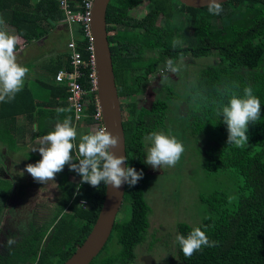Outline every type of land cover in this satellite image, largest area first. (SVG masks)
<instances>
[{"label":"trees","instance_id":"trees-1","mask_svg":"<svg viewBox=\"0 0 264 264\" xmlns=\"http://www.w3.org/2000/svg\"><path fill=\"white\" fill-rule=\"evenodd\" d=\"M7 1L0 0V19L27 42L45 36L63 18L56 0L37 2L34 7L39 12L27 6L19 10ZM142 1L109 0L105 28L121 115L124 109L129 114L121 122L126 164L142 170L144 175L134 186L125 184L119 208L122 218L114 220L106 242L88 264H136L141 254L138 248L142 246V254L149 253L157 240L146 234L153 187H149L152 184L144 163V138L154 131L172 134L169 100L175 102V116L185 120L195 142H202L196 152L199 172L207 182L213 180L215 184L198 192L196 213L187 211L189 217L177 216L174 227L176 236H187L193 228L200 227L217 245L203 247L186 258L176 240L175 258L182 264H264V0H226L221 3L223 11L219 15L209 13L208 6L193 8L177 0H148L144 14L135 20L129 12ZM158 15L163 17L161 24L156 23ZM69 33L64 36H73L81 60L87 61L88 39L83 26L74 23ZM174 39L182 42L176 48L172 46ZM181 56L191 60L184 58L180 74H169L178 78L163 79L167 59L179 60ZM206 58L208 62L202 63ZM70 67L65 48L51 65L43 64L46 76L25 82L14 100L0 101L1 144L15 151L20 148L15 134L21 136L27 128L28 138L34 140L54 130L57 120L73 118L72 111L57 113L58 108H69L65 101L67 85L54 82L57 70ZM80 72L78 82L86 90L88 67L81 66ZM152 76L159 84L154 99L148 106L136 104L133 98L141 81ZM236 85L241 94L244 87L251 86L261 102L260 119L249 123V140L242 149L227 144V125L217 114L220 104L228 100L224 89ZM84 96V112L89 116L80 121L92 125L94 94ZM124 98L127 99L123 101ZM20 118L27 127L22 125L18 130L16 121ZM73 125L76 127L78 122ZM78 142L77 136L74 143ZM72 156L77 159V148L72 150ZM68 174L76 176L77 181L67 179ZM57 180L58 203L48 208L46 223L25 226L20 233L1 228L0 234L3 231L5 236L0 239V264H61L82 242L100 208L104 184L96 188L81 183L75 171L61 172ZM12 191L10 182L0 177V215L13 209ZM167 200L166 197L164 201ZM10 237L15 243L9 247Z\"/></svg>","mask_w":264,"mask_h":264},{"label":"rangeland","instance_id":"rangeland-1","mask_svg":"<svg viewBox=\"0 0 264 264\" xmlns=\"http://www.w3.org/2000/svg\"><path fill=\"white\" fill-rule=\"evenodd\" d=\"M147 2L148 0H143L132 8L130 13L140 16L143 13V9H147ZM162 19L163 17L158 15L156 23L161 24ZM59 24H62V22ZM62 26L63 30H65L63 24ZM59 27V25L54 26L51 29L52 31L49 37H46V35L33 42L23 44L22 38L14 32L13 27L7 26L8 31L17 35L20 40L16 49L18 63L29 69L24 82L31 83L35 78L46 76L43 64L48 62L50 57L52 58L51 61H53L55 56L63 51L67 41L63 42L64 32H59ZM58 32L60 36L57 38ZM62 43H65V45L63 46ZM184 58L187 59L186 61L190 59L189 57ZM207 59L201 60L205 61L202 63L205 64L208 62L209 59ZM214 59L211 57L210 60ZM197 60L195 61L197 62ZM170 77L178 78L174 75H170ZM157 82L158 79L154 76L141 81V88L139 92L135 93L133 101L136 104L148 106L154 99V92L158 90L159 84ZM125 99L127 98H124L123 101ZM168 103V110L172 114L171 116L168 115L171 118L170 125H172L171 127L174 131H172V135L176 136L183 143L185 151L174 167L164 166L153 169L150 165L146 164V172L150 176V182L152 184H149V187H153L151 188L153 196L149 198L150 201L148 200L151 210L148 215L149 226L146 234L147 236L157 238V240L149 247V253L143 252L142 254V246L138 248L137 251L141 254L136 264H182L175 258L177 247L175 249L176 231L174 223L176 217L187 215V211L189 213H196L195 207H197L196 197L198 192L206 188L210 189L213 186L215 187L213 180L207 182L199 172L200 165L196 152L197 147H201L202 142H195V137L191 136L186 128L185 120L178 115L175 116V102L169 100ZM123 116H129L126 109L122 111V118ZM16 127L20 130V119L16 121ZM76 128H78V138L81 134L95 130V126L83 121L78 122ZM15 138L17 144L20 146V136L15 134ZM41 139L42 137L30 141L28 134H25V138L22 139L24 144L22 148L25 150L23 153H20L19 147H17V150L11 151L7 148L6 144L0 143V177L10 182L14 195V198L11 199L12 202L14 201L12 205L13 209L4 213V217L0 215V230H3L1 228L4 226L5 228L11 229V231L20 233V230L24 229L25 226L28 227L33 224L39 226L38 224L40 223H46L49 219V217L47 219L48 215H46L49 211L48 208L58 203L56 200L57 192L59 191L57 176L61 172L68 173L70 171L69 166L66 164L63 170L55 175L54 180L47 181L43 184L35 181L26 171L27 164H35L41 159L39 151L32 150L40 146ZM29 153L38 155L39 157L33 159L29 157ZM145 154L147 155L146 146ZM67 179L73 182L77 181V177L73 176V174H68ZM146 195L148 196V194ZM164 197H167L168 200L164 201ZM81 203L84 205L85 202L81 201ZM122 213L118 210L116 219L122 218ZM189 215L192 216V214ZM182 219L186 220L183 217ZM3 233L2 231L0 239L5 236H3ZM148 239L149 237L144 242V251H147L146 245Z\"/></svg>","mask_w":264,"mask_h":264},{"label":"clouds","instance_id":"clouds-1","mask_svg":"<svg viewBox=\"0 0 264 264\" xmlns=\"http://www.w3.org/2000/svg\"><path fill=\"white\" fill-rule=\"evenodd\" d=\"M207 6L209 13L213 15H219L223 11L219 0H207ZM19 43V37L10 33L4 20L0 19V101L14 100L16 94L22 90L25 76L29 72L26 66L17 61L16 49ZM181 43V40L174 39L172 46L176 48ZM184 66L183 56L179 60L167 59L162 72L163 79H168L169 74H180ZM223 94L228 100L227 103L220 104L217 114L222 116L223 122L227 125V144L242 149L249 140L247 135L249 123H256L260 119L261 102L253 94L251 86L244 87L242 94L238 91V85L226 87ZM70 111L69 108L57 109L58 114ZM77 135L71 116H66L62 121L57 120L54 130L42 137L39 147L32 149L38 150L42 158L35 164H27L26 171L35 181L43 184L54 180L55 175L67 164L70 171L80 175L81 183L99 188L103 182L105 186H111L115 190H119L125 183L130 187L134 186L143 178L142 170L137 171L134 167L127 166L128 158L116 154L114 150L119 147L120 138L106 127L81 134L78 145L74 143L77 141ZM144 139L147 149L144 163L153 169L174 167L185 151L183 143L171 132L154 131ZM74 148L78 149L76 160H73L72 156ZM176 240L186 258H191L203 247L217 245V242L210 240L200 227L193 228L187 236L178 234ZM14 243L15 240L11 237L7 239L9 247Z\"/></svg>","mask_w":264,"mask_h":264},{"label":"water","instance_id":"water-1","mask_svg":"<svg viewBox=\"0 0 264 264\" xmlns=\"http://www.w3.org/2000/svg\"><path fill=\"white\" fill-rule=\"evenodd\" d=\"M185 6L199 8L207 6V0H177ZM226 0H219L220 3ZM109 0H92L88 15V32L95 72V98L99 107L101 123L120 138L114 151L125 156L122 115L105 28V11ZM125 165H122V167ZM126 184V183H125ZM125 184L119 190L105 186L100 208L95 220L82 242L61 264H88L106 242L112 224L123 200Z\"/></svg>","mask_w":264,"mask_h":264},{"label":"built area","instance_id":"built-area-1","mask_svg":"<svg viewBox=\"0 0 264 264\" xmlns=\"http://www.w3.org/2000/svg\"><path fill=\"white\" fill-rule=\"evenodd\" d=\"M56 2L58 8L62 13L63 20L66 23L70 24L75 23L77 21L82 22L85 35L88 38V46L86 47V49L89 51V56L87 61L81 60L79 52L75 49V41L73 36L68 38L66 42V47L69 51V64L71 67L69 70H57L54 74V82L55 84L65 83L67 85V95L65 96V101L67 102L68 107L73 113V123L80 122L81 119L89 116L87 113L84 112L87 103V99L84 95L88 93L94 94L95 111L93 114H90V116L92 118V125L95 126L96 130L103 126L101 123L99 107L95 98V72L93 57L91 53V41L87 26L89 9L92 0H80L79 2L76 0H56ZM70 3L73 4L70 6ZM72 8H76V10H72ZM78 8H80L81 11ZM81 66L88 67L87 78L89 79V88L86 90L82 89L78 82V79L81 77Z\"/></svg>","mask_w":264,"mask_h":264},{"label":"crops","instance_id":"crops-1","mask_svg":"<svg viewBox=\"0 0 264 264\" xmlns=\"http://www.w3.org/2000/svg\"><path fill=\"white\" fill-rule=\"evenodd\" d=\"M40 0H8L6 3L7 4H9V6H13V7H15V8H17V9H19L20 10V8H22V7H24V6H27L28 7V9H32L34 12H39V10L38 9H36L34 6H35V4L37 3V2H39ZM27 4V5H26ZM26 7V8H27ZM49 21L50 22H52L50 19H49ZM62 22V24L64 25V29L65 30H63V26H62V24H59V23H61ZM60 21L59 22H57L56 24H54V26H60L59 27V29H60V31L59 32H61V31H63L64 33V35H65V33H67V32H70L69 34H71V31L73 30V25H74V23H70V24H68V23H66L64 20H63V18H61L60 19ZM77 22H79V21H77ZM77 22H75V23H77ZM53 23V22H52ZM82 26H83V24H82V22H79ZM7 26H10V25H8L7 23H5ZM10 27H12V26H10ZM14 29V28H13ZM52 28H50L49 29V31L47 32V36L46 37H49V35H50V33H51V30ZM14 32H15V30H14ZM59 32H58V35H57V38H58V36H59ZM16 33V32H15ZM20 37V36H19ZM65 38H63V42L65 41H67L68 40V37L66 38V36H64ZM22 40H23V44H27V43H29V42H33V41H35V40H33V41H29V42H27V41H25L23 38H22ZM62 45L64 46L65 45V43H62ZM64 49H65V46H64ZM63 49V50H64ZM61 53V52H60ZM55 58H57V56H55ZM55 58L53 59V61L55 60ZM52 60V58L50 57V60L48 61V62H46V65L48 66V65H51V63H53V61H51ZM26 82V81H25ZM24 82V83H25ZM22 125L24 126L25 125V127H27V124H26V122L25 121H22V119L20 118V128L22 127ZM32 127H34V124H32ZM26 130H27V128H26ZM25 130V131H26ZM24 131V134L23 135H21L20 136V153H23L25 150L22 148V146H24V144H23V141H22V139H24L25 138V134H27V132H25ZM30 140V139H29ZM37 140V139H36ZM30 141H32V140H30ZM19 145V144H18ZM38 156V155H37ZM39 157V156H38ZM41 157V156H40ZM42 158V157H41Z\"/></svg>","mask_w":264,"mask_h":264},{"label":"flooded vegetation","instance_id":"flooded-vegetation-1","mask_svg":"<svg viewBox=\"0 0 264 264\" xmlns=\"http://www.w3.org/2000/svg\"><path fill=\"white\" fill-rule=\"evenodd\" d=\"M144 11H145V9H143V13H142V14H144ZM142 14L139 16V15H136V14H131V13L129 12V15H130L133 19H135V20H139L140 17L142 16Z\"/></svg>","mask_w":264,"mask_h":264}]
</instances>
